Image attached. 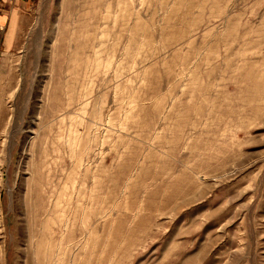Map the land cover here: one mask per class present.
Instances as JSON below:
<instances>
[{
	"label": "rangeland",
	"instance_id": "obj_1",
	"mask_svg": "<svg viewBox=\"0 0 264 264\" xmlns=\"http://www.w3.org/2000/svg\"><path fill=\"white\" fill-rule=\"evenodd\" d=\"M23 1L0 264H264V0Z\"/></svg>",
	"mask_w": 264,
	"mask_h": 264
},
{
	"label": "crops",
	"instance_id": "obj_2",
	"mask_svg": "<svg viewBox=\"0 0 264 264\" xmlns=\"http://www.w3.org/2000/svg\"><path fill=\"white\" fill-rule=\"evenodd\" d=\"M35 25L31 8L20 1L13 8L0 9V109L10 101L11 86L5 84L7 73L13 70V63L23 52L26 39ZM6 111V110H5ZM7 114L0 110V122L4 123ZM1 125V126H2Z\"/></svg>",
	"mask_w": 264,
	"mask_h": 264
},
{
	"label": "built area",
	"instance_id": "obj_3",
	"mask_svg": "<svg viewBox=\"0 0 264 264\" xmlns=\"http://www.w3.org/2000/svg\"><path fill=\"white\" fill-rule=\"evenodd\" d=\"M20 1L23 0H0V9H9L15 7ZM26 1V0H25Z\"/></svg>",
	"mask_w": 264,
	"mask_h": 264
}]
</instances>
